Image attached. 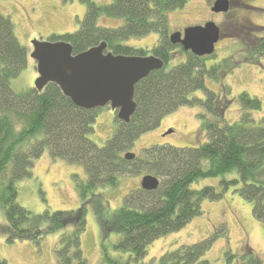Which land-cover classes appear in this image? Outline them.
<instances>
[{
	"label": "trees",
	"instance_id": "obj_1",
	"mask_svg": "<svg viewBox=\"0 0 264 264\" xmlns=\"http://www.w3.org/2000/svg\"><path fill=\"white\" fill-rule=\"evenodd\" d=\"M80 1L87 6L80 28L53 34L50 41L70 42L75 54L106 42L107 50L116 55H154L164 66L136 84L137 108L129 122L119 119L114 110L116 129L101 145L92 134L100 112L109 105L80 107L54 82L42 91L34 85L13 89V79L28 66L30 51L17 38L11 18L0 11V207L6 219L0 223V235L9 243L39 244L45 236L61 233L54 264H91L82 250L91 208L101 230L102 258L98 264H145L153 241L181 230L202 213L204 200L221 199L232 186L254 203V216L264 224V118L257 120L253 114L262 109V101L244 91L238 96L241 117L226 119L223 98L225 90L230 97L232 89L223 86L220 95L208 86L207 79L221 82L234 66L228 59L214 60L216 53L198 56L170 40L169 13L184 8L189 0ZM103 18L122 22L105 25L101 24ZM153 33L159 39L152 47L128 43ZM177 50L184 54V60L173 63ZM246 58L249 63L264 58V37L256 36L247 44ZM199 90L204 96H193ZM182 105H200L211 116L203 115L208 137L205 143L183 147L153 144L134 159L125 158L143 134L158 128L166 115ZM47 149L54 159L84 166L85 179L75 174L79 208L34 212L19 203L18 182L33 176L35 160ZM145 172L157 176L160 186L131 190L112 211L109 189L118 188L124 176ZM213 177H221V188L193 187ZM112 233L119 234L115 242L110 241ZM216 237L213 233L197 243L167 251L158 264H212L204 256ZM227 258L228 264H264L250 247L240 256L228 252ZM0 264L9 263L0 257Z\"/></svg>",
	"mask_w": 264,
	"mask_h": 264
},
{
	"label": "rangeland",
	"instance_id": "obj_2",
	"mask_svg": "<svg viewBox=\"0 0 264 264\" xmlns=\"http://www.w3.org/2000/svg\"><path fill=\"white\" fill-rule=\"evenodd\" d=\"M109 2V0H98ZM215 0H189L187 5L169 13L172 32L184 31L186 27L204 25L215 21L221 27V39L216 46L214 60L228 59L234 66L225 73L221 82L207 79L208 86L220 95L224 87L230 86L231 96L223 98L227 104L225 116L236 121L242 115L238 96L246 91L262 101V109L253 111L257 120L264 118V58L249 63L246 58L247 44L256 36L264 37V0H230L231 8L226 13H215L211 7ZM0 11L9 16L15 25L19 41L29 48L27 68L12 81L14 90L33 86L38 77L37 62L31 57L33 40H49L53 34L74 32L80 28L87 11L86 4L80 0H0ZM122 21L103 18L101 24L118 25ZM159 39L157 33L133 38L129 44L137 47H152ZM183 59L179 50L173 63ZM212 61V60H211ZM203 97V91L193 93ZM230 99V102L228 101ZM211 117L200 105H182L166 115L160 126L143 134L135 146L129 150L141 154L143 149L153 144H171L175 146H197L207 141L205 117ZM116 129V111L109 105L102 110L95 123L92 139L103 145ZM172 131V132H169ZM33 176L18 182V201L29 210L43 212L50 210H72L80 207L81 201L76 188L75 174L87 177L83 165L66 159H54L47 149L35 160ZM149 173L127 175L122 178L118 188L109 189L108 199L114 211L123 203L124 196L131 190L141 187L142 179ZM212 185L221 188V177L202 179L194 188ZM254 203L243 198L232 186L224 191L218 200L206 199L202 203V213L194 217L181 230L164 235L149 245L145 264H158L159 258L167 251L183 244H193L217 234V239L206 252L205 258L212 264H228L227 253L242 255L250 247L264 263V224L253 213ZM0 207V223L5 222ZM61 233L45 236L39 244L32 241L7 242L0 235V257L9 264H54L55 249ZM119 234L112 233L111 242L117 241ZM102 238L99 222L93 209L87 215V229L82 236V250L91 264H98L102 258Z\"/></svg>",
	"mask_w": 264,
	"mask_h": 264
},
{
	"label": "water",
	"instance_id": "obj_3",
	"mask_svg": "<svg viewBox=\"0 0 264 264\" xmlns=\"http://www.w3.org/2000/svg\"><path fill=\"white\" fill-rule=\"evenodd\" d=\"M230 8V0H215L211 7L215 13H226ZM221 33L215 21H208L204 25L186 27L183 32H172L170 40L186 51L206 56L216 52ZM32 44L31 57L37 62L39 74L34 86L38 90L54 82L76 105L86 109L110 105L125 122L131 120L137 108L136 84L164 66L163 60L154 55H116L107 50L106 42L77 54L73 45L64 40L35 39ZM136 155L127 152L125 158L131 160ZM159 186L160 179L153 174L145 175L141 182L145 190H156Z\"/></svg>",
	"mask_w": 264,
	"mask_h": 264
}]
</instances>
